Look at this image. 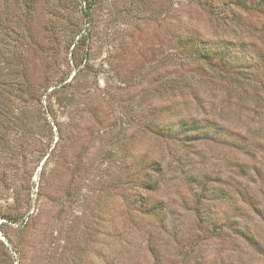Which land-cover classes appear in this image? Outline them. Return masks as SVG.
Returning a JSON list of instances; mask_svg holds the SVG:
<instances>
[{"label":"rangeland","instance_id":"1","mask_svg":"<svg viewBox=\"0 0 264 264\" xmlns=\"http://www.w3.org/2000/svg\"><path fill=\"white\" fill-rule=\"evenodd\" d=\"M184 25L253 40L263 62L264 6L253 3L0 0V264H264V130L255 148L242 138L243 120L264 127V94L209 136L171 140L146 126L186 108L164 92L197 77L178 45ZM75 73L55 114L46 95L38 112L39 93ZM212 89L201 99L218 110L228 91ZM58 138L61 161L45 163ZM41 145L51 148L40 155ZM154 161L164 165L155 188L143 184Z\"/></svg>","mask_w":264,"mask_h":264},{"label":"trees","instance_id":"2","mask_svg":"<svg viewBox=\"0 0 264 264\" xmlns=\"http://www.w3.org/2000/svg\"><path fill=\"white\" fill-rule=\"evenodd\" d=\"M209 3L211 5L235 4L242 8H246L248 4L251 5L252 3L264 6V0H220L219 2L209 0ZM221 18L224 19L225 22L226 18L223 16ZM177 36L178 45H180V48L184 51V56H189L193 64H195L196 72L194 71V73L197 74V77L187 81H182V78L181 81L179 80L178 84L170 85L165 88V93H169L171 96H178L181 101L182 99H185L186 101H183V103L186 104V108L170 114L151 115L149 121L146 122V126L153 134L171 140H181L184 139V137L188 140H192L198 138V132H202L206 136H209L211 129L221 131L222 122L226 119H230L229 117L235 115L234 119L240 118V120H242V114L245 113L246 110H254L252 106L254 105L256 107L262 98L261 96L264 94V72L262 71L264 68V56L263 62H260L259 59L262 55L256 48L257 45L255 41L250 39L236 41L230 37L224 36H217L215 39L207 38L201 35L195 28L188 25H184V29L181 32H178ZM255 54H257V59L254 57ZM72 56V60L75 62L76 67L80 66L82 62L81 58H78V55L74 50L72 51ZM76 74L77 73H75L69 81L68 77L65 78L64 75L55 78L50 86H46V89L42 90L43 92L41 91L37 97L39 103L38 107H40L37 111L40 113H46L41 101V97L46 95L48 98L47 113H50L51 115L55 114L54 103L62 100L59 93L63 92L70 85V82ZM216 79H218V83H215ZM217 84H219L223 90L227 89L228 91L221 96V105L218 106V110H216L217 103L215 100L209 99L203 101L200 93L204 90V92L207 94L209 93V95H216L212 92V85ZM187 96H189L190 101L187 99ZM232 96L235 97V101L231 100ZM191 101L193 103L192 105L189 104ZM248 119H250L249 115ZM161 122H163V124ZM159 124H162V126H159ZM242 127L244 146L248 149L258 146L260 143L257 142V133L264 130L263 125L261 124L257 127L251 124L250 121L246 120L245 122L243 120ZM59 140L60 138L57 139L53 148H51L50 145L45 147V149L51 148V151H48L46 155L45 163L52 157L56 158V162L61 161V151L59 152V150L56 149ZM5 148H7V145ZM45 149L42 148L41 145L38 147L37 153L40 152L41 155L44 153ZM163 166L164 165L161 162H151L145 172L146 177L143 184L155 188L159 182V176L163 175ZM247 172L250 174V171ZM258 174L262 175L259 170H253L254 176ZM191 176L194 175L191 174ZM160 201L162 202V200ZM143 212L148 215H164L166 217L168 214V212L161 209H150ZM12 215L13 214L11 213L10 215H3V217L7 220L13 221L16 217ZM206 220L208 221V224L214 226L215 231L223 229V224L218 223L219 218L217 219L215 217L213 219L212 215H208ZM224 220L226 222L225 225L228 228H234L228 225H237V219L227 218ZM233 222H235V224H233ZM168 224L169 225L165 224L166 227L170 226V229L174 230L172 233H174L175 236L176 228L173 227L175 224L172 225L170 222H168ZM212 225L210 226L212 227ZM242 232L245 240L253 238L249 232ZM236 233L240 236L239 231L236 230ZM150 249L153 253L151 245Z\"/></svg>","mask_w":264,"mask_h":264}]
</instances>
